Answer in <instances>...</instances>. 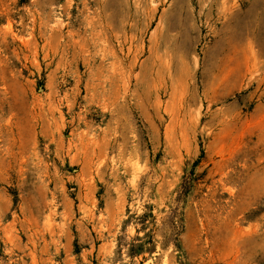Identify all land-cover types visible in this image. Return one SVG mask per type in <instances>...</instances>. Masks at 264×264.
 <instances>
[{
  "label": "rangeland",
  "instance_id": "obj_1",
  "mask_svg": "<svg viewBox=\"0 0 264 264\" xmlns=\"http://www.w3.org/2000/svg\"><path fill=\"white\" fill-rule=\"evenodd\" d=\"M0 193V264H264V0H0Z\"/></svg>",
  "mask_w": 264,
  "mask_h": 264
},
{
  "label": "crops",
  "instance_id": "obj_2",
  "mask_svg": "<svg viewBox=\"0 0 264 264\" xmlns=\"http://www.w3.org/2000/svg\"><path fill=\"white\" fill-rule=\"evenodd\" d=\"M19 148L20 149H18V143H17V147H16V151H20V153H22V147H21V145L19 144ZM1 194V193H0ZM3 195H4V199H5V201H4V205H3V208L1 209V207H0V216L7 210V204H9V198L7 197V193H2Z\"/></svg>",
  "mask_w": 264,
  "mask_h": 264
},
{
  "label": "trees",
  "instance_id": "obj_3",
  "mask_svg": "<svg viewBox=\"0 0 264 264\" xmlns=\"http://www.w3.org/2000/svg\"><path fill=\"white\" fill-rule=\"evenodd\" d=\"M137 229H138V228H137ZM75 252H78V249H75ZM129 254H131V252H130Z\"/></svg>",
  "mask_w": 264,
  "mask_h": 264
}]
</instances>
